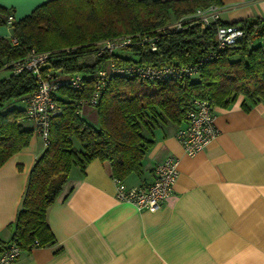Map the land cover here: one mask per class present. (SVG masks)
Here are the masks:
<instances>
[{"label":"trees","instance_id":"16d2710c","mask_svg":"<svg viewBox=\"0 0 264 264\" xmlns=\"http://www.w3.org/2000/svg\"><path fill=\"white\" fill-rule=\"evenodd\" d=\"M219 6L220 0H47L28 15L12 21L11 39L0 36V166L29 144L31 128L24 99L37 88L30 72L14 73L11 62L30 50L47 52L43 71L58 77L79 74L81 88L61 86L56 100L62 111L50 117L48 143L29 171L12 239L20 248L54 243L46 221L48 207L61 195L70 170L84 171L94 159L108 161L112 177L124 180L142 170V160L153 145L150 137L160 121L183 123L194 99L214 108H226L240 99L249 111L264 103V20L239 24L243 37L234 45L218 48L217 21L201 29L189 21L179 30L165 28L197 8ZM11 9L0 6V25ZM161 29V30H160ZM160 30V31H159ZM131 36L133 42L112 53L97 55L105 39ZM157 36L156 50L141 43ZM207 58V59H205ZM109 59L118 65H186L202 61L197 73L178 80L111 76L95 108L97 127L79 114L80 102L95 90L94 73ZM21 101L22 107L14 103ZM29 120V119H28ZM149 136H148V135Z\"/></svg>","mask_w":264,"mask_h":264},{"label":"crops","instance_id":"0c3cea01","mask_svg":"<svg viewBox=\"0 0 264 264\" xmlns=\"http://www.w3.org/2000/svg\"><path fill=\"white\" fill-rule=\"evenodd\" d=\"M47 0H0L13 20ZM222 22L264 20V0H220ZM0 36L11 38L10 24ZM79 114L97 123L95 108ZM218 135L189 156L175 136L176 125L160 121L142 170L123 182L140 186L166 156L178 160L171 194L156 211H139L119 201L108 161L94 159L81 172L73 167L60 197L46 212L54 243L22 248L14 264H264V103L244 111L240 99L214 108ZM29 144L0 166V249L12 239L28 174L44 145ZM148 135V134H147ZM149 136V135H148Z\"/></svg>","mask_w":264,"mask_h":264},{"label":"built area","instance_id":"2783aa9c","mask_svg":"<svg viewBox=\"0 0 264 264\" xmlns=\"http://www.w3.org/2000/svg\"><path fill=\"white\" fill-rule=\"evenodd\" d=\"M219 20H221L219 6L212 4L197 8L192 14L174 20L163 30L165 28L179 30L184 28L189 21L198 22L200 28L205 29ZM12 21L13 17L9 16L7 24H11ZM242 37L243 29L239 24H223L216 27L217 46L220 49L236 44ZM156 41L157 36L154 35L143 36L140 42L147 44L153 51L156 50ZM12 42L15 43V39H12ZM132 42L131 36L127 35L105 39L97 44V55L106 52L112 53L129 46ZM47 57V52H38L32 49L24 57L11 62L14 73L26 71L32 73L36 78V90L24 99L25 112L27 118L34 123L35 134L41 138L44 147L48 143L50 117L62 111L61 105L55 96L58 88L66 86L78 89L83 84V78L79 74L58 77L51 72L43 71ZM201 62L197 61L186 65L172 63L160 66H133L118 65L114 60L109 59L105 66L95 71V90L88 100L80 102V106L95 105L105 82L113 75L137 76L149 80H178L196 74ZM218 133L219 131L215 125L214 109L206 100L194 99L185 113L183 123L177 127L175 136L184 153L192 156L204 150ZM177 166L178 160L175 157L166 156L154 165L153 179L146 185L129 187L123 180L114 178L117 199L133 204L139 211L158 210L172 192L173 185L178 177ZM20 252V243L15 240L10 241L0 249V264H14Z\"/></svg>","mask_w":264,"mask_h":264},{"label":"rangeland","instance_id":"374dc122","mask_svg":"<svg viewBox=\"0 0 264 264\" xmlns=\"http://www.w3.org/2000/svg\"><path fill=\"white\" fill-rule=\"evenodd\" d=\"M4 74H5V72L0 73V75H4ZM14 105L17 106V107H22V106H23V103H22L21 101H18V102H16V103H14ZM91 108H94V107L91 106ZM87 121H88V120H87ZM94 126L97 127V123L94 124Z\"/></svg>","mask_w":264,"mask_h":264}]
</instances>
